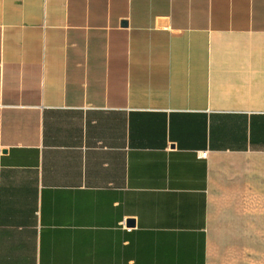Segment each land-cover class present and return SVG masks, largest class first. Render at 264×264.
<instances>
[{
    "label": "crops",
    "instance_id": "1",
    "mask_svg": "<svg viewBox=\"0 0 264 264\" xmlns=\"http://www.w3.org/2000/svg\"><path fill=\"white\" fill-rule=\"evenodd\" d=\"M0 264H264V0H0Z\"/></svg>",
    "mask_w": 264,
    "mask_h": 264
},
{
    "label": "water",
    "instance_id": "2",
    "mask_svg": "<svg viewBox=\"0 0 264 264\" xmlns=\"http://www.w3.org/2000/svg\"><path fill=\"white\" fill-rule=\"evenodd\" d=\"M166 23V20L164 18H160L158 20V24H165Z\"/></svg>",
    "mask_w": 264,
    "mask_h": 264
},
{
    "label": "built area",
    "instance_id": "3",
    "mask_svg": "<svg viewBox=\"0 0 264 264\" xmlns=\"http://www.w3.org/2000/svg\"><path fill=\"white\" fill-rule=\"evenodd\" d=\"M199 155H200L201 157H205V156H206V152H199Z\"/></svg>",
    "mask_w": 264,
    "mask_h": 264
}]
</instances>
